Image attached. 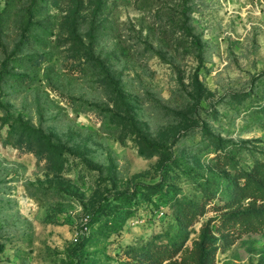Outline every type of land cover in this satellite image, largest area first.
Here are the masks:
<instances>
[{"label": "rangeland", "instance_id": "rangeland-1", "mask_svg": "<svg viewBox=\"0 0 264 264\" xmlns=\"http://www.w3.org/2000/svg\"><path fill=\"white\" fill-rule=\"evenodd\" d=\"M0 264H264V0H0Z\"/></svg>", "mask_w": 264, "mask_h": 264}]
</instances>
